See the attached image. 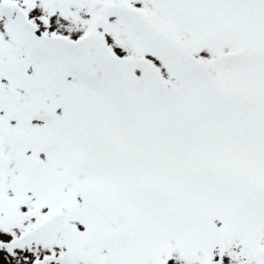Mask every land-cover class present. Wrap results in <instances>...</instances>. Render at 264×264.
I'll return each instance as SVG.
<instances>
[{
  "label": "snow or ice",
  "instance_id": "snow-or-ice-1",
  "mask_svg": "<svg viewBox=\"0 0 264 264\" xmlns=\"http://www.w3.org/2000/svg\"><path fill=\"white\" fill-rule=\"evenodd\" d=\"M0 264H264V0H0Z\"/></svg>",
  "mask_w": 264,
  "mask_h": 264
}]
</instances>
